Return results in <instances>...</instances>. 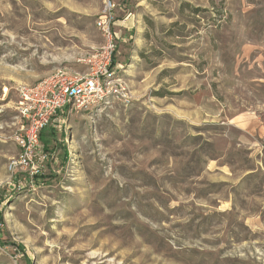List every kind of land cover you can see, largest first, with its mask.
<instances>
[{
  "label": "rangeland",
  "instance_id": "obj_1",
  "mask_svg": "<svg viewBox=\"0 0 264 264\" xmlns=\"http://www.w3.org/2000/svg\"><path fill=\"white\" fill-rule=\"evenodd\" d=\"M101 7L0 0V264H264V0H120L121 93L9 168L18 90L86 72Z\"/></svg>",
  "mask_w": 264,
  "mask_h": 264
},
{
  "label": "built area",
  "instance_id": "obj_2",
  "mask_svg": "<svg viewBox=\"0 0 264 264\" xmlns=\"http://www.w3.org/2000/svg\"><path fill=\"white\" fill-rule=\"evenodd\" d=\"M120 0H102L96 26L103 38V50L89 59V67L81 75L73 76L58 71L34 86L18 90L16 141L19 145L17 157L10 162V169L19 167L33 178L38 174L37 165L44 158L40 141L42 130L62 108H85L102 99L107 93H121L115 71L112 69L115 49L111 26L114 11ZM65 108V109H66Z\"/></svg>",
  "mask_w": 264,
  "mask_h": 264
}]
</instances>
